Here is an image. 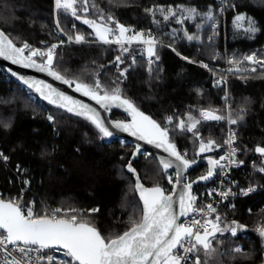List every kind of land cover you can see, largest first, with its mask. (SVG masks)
<instances>
[{"label": "trees", "instance_id": "obj_1", "mask_svg": "<svg viewBox=\"0 0 264 264\" xmlns=\"http://www.w3.org/2000/svg\"><path fill=\"white\" fill-rule=\"evenodd\" d=\"M54 4V0H0V30L18 47L25 39L38 46L63 41L55 53L56 71L73 85L95 86L98 80L108 91L119 87L123 97L167 128L170 141L185 158L201 159L197 154L201 140L223 146L227 88L215 85L213 73L198 63L221 74L231 55L235 62L245 54L264 59V0H228L224 18L218 14L216 0H89V11L78 12L100 23L104 22L101 15L105 20L111 16L126 27L152 31L161 42L156 47L159 59L152 57V63L145 45L133 44L124 52L119 45L104 44L82 21L63 11H56L55 17ZM77 7L82 9L83 4ZM169 9L176 16L165 20ZM188 9L198 14L189 17ZM209 11L212 20L207 19ZM237 16L245 19L238 22ZM56 19L68 34H82L85 41L65 43L56 32ZM180 19L183 23L177 22ZM250 22L255 31L246 30ZM189 35L198 38L189 41ZM34 59L44 62L43 57ZM241 64L240 71L228 73L229 109L236 120L240 149L233 178L238 187L259 188L264 186V172L260 171L264 156L255 148L264 147V68L253 72L247 61ZM209 109L225 119L203 120L201 110ZM189 114L201 121L198 135L178 127L180 120L187 127ZM113 116L122 113L114 110ZM134 148L128 141L102 138L83 116L50 104L0 67V153L8 158L0 157V198L20 205L33 202L37 214L62 208L68 211L67 216L87 219L103 236L115 237L127 231L142 213L136 181L127 168ZM218 150L216 147L209 158L218 159ZM133 166L146 187L171 191L169 171L163 170L152 153H141ZM207 171L208 165L201 163L190 179ZM212 180L197 186L195 194L200 195ZM219 217L221 228L235 226L233 221L244 227L237 228L235 236L230 231L217 233L212 241L215 252L206 256L203 250L198 251L201 263L264 264V236L258 231L264 227V191L227 201ZM239 245L241 251L236 252Z\"/></svg>", "mask_w": 264, "mask_h": 264}, {"label": "snow or ice", "instance_id": "obj_2", "mask_svg": "<svg viewBox=\"0 0 264 264\" xmlns=\"http://www.w3.org/2000/svg\"><path fill=\"white\" fill-rule=\"evenodd\" d=\"M78 3L83 4L82 9L77 7ZM88 4L89 0H55V7L58 12L63 11L65 14H69L76 20L90 26L100 42L119 45L124 52H127L129 46L133 44L145 45L149 63L153 62L152 57L159 59L156 55V47L159 41L150 33L145 34L126 27L111 16L105 20V17L101 15L99 19L104 22L100 23L97 20L79 15L78 12L80 11L85 14L89 11ZM92 6L96 7V5ZM158 10L164 12V9ZM147 11L154 13L155 10L148 9ZM186 11L189 17L198 14L195 9ZM175 16L176 12L169 9L168 14L164 15L163 18L168 20L169 17ZM207 19H213L211 11L207 13ZM244 19L243 16L236 17L238 22ZM177 22L183 23V20L180 19ZM56 24L58 31L63 32L64 30L60 28L58 19ZM237 26H240L239 23ZM73 27L75 26L73 25ZM246 30L255 31L256 29L250 22V26ZM197 38L191 35L187 36L189 41ZM67 39L69 42L75 41L76 43L85 41L84 35L79 33L74 36L70 35ZM58 47V44H53L46 51H42L32 48L27 42L21 47H17L13 40L0 30V57L10 60L13 64H20L25 68H36L39 71L48 72L54 78L62 80L66 84H71V81L65 79L53 69L55 50ZM25 50H30V55L25 56ZM177 54L179 55V53ZM38 56L43 57L44 62L38 63L34 59ZM183 58L188 59L187 57ZM116 59L120 61L119 56ZM243 59L254 64L264 65V61L257 60L254 55L245 56ZM232 62L230 61V63ZM204 67H207V65H204ZM236 71H240V69L237 68ZM251 71L255 72L256 69L252 68ZM13 74L15 75V73ZM121 74L123 75V73ZM19 78L29 88L35 89L50 104L66 109L68 112H73L77 116H83L90 121L102 134V138L113 136V131L110 130L109 125L96 109L65 95L43 81H30L23 77ZM217 83L219 84L220 81H217ZM76 91L90 97L105 110H110L113 106L124 108L130 114L131 121L128 123L118 121L112 127L129 132L132 136L167 152L173 159H161L159 163L165 172L170 168H175V184L179 185L182 190L179 192L174 190L172 194H166L165 190L159 186L144 187L143 184L139 183L137 177L136 189L139 191L140 200L142 201V213L138 219L132 220L127 231L115 237L103 236L96 226L87 219L79 218L78 215H58L62 211L59 208L52 210L50 214L48 212L37 214L32 207L25 209L15 200L0 198V253H3V264H30L23 258H17L13 253L18 252L22 254V257H29V254L33 251L39 252L44 249L64 250V255L70 257L71 262H74V264H182L188 258L187 254L189 253L203 250L204 254L208 256L215 252L212 241L217 233L223 234L225 231H230L235 236L237 228L244 227L233 221L232 224L235 226L221 228L219 215L214 220L206 218L203 223L193 215L201 213L207 217L210 213L216 212V208L212 204L206 205L207 212L203 208L196 207L197 197L192 194V185L213 177L218 167L224 168L226 165L222 164L221 161L227 160L229 164L235 163L234 160L229 159V157L235 155L236 150L234 148L231 149L228 157L209 158L210 168L207 174L199 177L197 181L185 183L184 173L196 161L186 159V154H181L176 145L170 141L167 128L161 127L150 116L141 112L131 100L123 97L119 87L108 91L103 89L97 80L95 86L77 83ZM101 91H103V94H101ZM200 116L205 121L225 119L224 116L217 115L215 110L210 109L201 110ZM48 119L52 120L53 118L49 116ZM187 119L190 121L187 127L184 120L179 121L178 127L180 130L198 135L197 125L201 121L191 114L188 115ZM168 122H172L171 117H168ZM230 122L235 124L236 120H230ZM234 139L233 134L225 143L231 146ZM214 147H219L215 141L210 140L204 143L201 140L198 151L204 153L213 150ZM255 151L264 156V147H257ZM137 153H139V145H137L136 153L133 155L135 156ZM0 157L4 160L8 159L3 156V153H0ZM127 167L130 172L135 173L131 162ZM260 171L264 172V168H261ZM168 180L169 183H172L173 177L169 175ZM222 195H227V193ZM174 197L177 198L174 199ZM96 211H99V209L90 210V212ZM190 215H193V218L188 223L178 222L180 217ZM258 231L264 236V227L259 228ZM9 245L12 246L11 249L8 247ZM180 250L183 251L184 255L179 254ZM235 251L240 252L241 249L237 248ZM39 259H43V257ZM47 260L49 264H54L53 257L49 256ZM71 262L61 261L60 264H71ZM194 264H201L199 256L195 258Z\"/></svg>", "mask_w": 264, "mask_h": 264}, {"label": "built area", "instance_id": "obj_3", "mask_svg": "<svg viewBox=\"0 0 264 264\" xmlns=\"http://www.w3.org/2000/svg\"><path fill=\"white\" fill-rule=\"evenodd\" d=\"M216 2H217V7H218V14L224 18L225 14H226L227 5H228V0H216ZM129 28H132V27L129 26ZM132 29H134V28H132ZM134 30L144 32L145 34L150 33L153 37H155V35L150 30H142V29H134ZM65 36H66V38L68 37L67 35H65ZM65 41L68 43H73V44H77V45L83 43V42L76 43L75 41L69 42L68 39H65ZM25 42H27L32 48L40 49L42 51H46L53 44H58V45L61 44L59 42H53V43L46 45V46H38V45H35V44L31 43L30 41L25 39V40H23L22 45ZM160 43L161 42H159L158 44H160ZM56 50H55V52H56ZM25 52H28L30 54V50H25ZM245 56H250V55L245 54L243 56V58ZM243 58L239 63L236 64L237 67L241 66V63L244 61ZM230 61H233V62L230 63ZM248 63L250 64L251 68H255V69L264 68V65H262V64H254L252 62H248ZM198 64L201 65L202 67H204V65H207L205 63H198ZM233 66H234V55H231V57L227 58V63L223 67V73H221V74L210 69V67L208 65H207V67H204V68L208 69L211 73H213V75H214L213 82L215 85L224 86L227 88V92L223 96V100L227 103L228 106H229V102H230L229 92H228V88H229L228 73H229V71H231V67H233ZM217 81H220V83L218 84ZM230 120H233V119L230 117V115H228L225 141L229 140V138L233 134H234L235 139H234V142L231 144V146H229L224 141V146L222 147V149L220 151L218 159L222 156L228 157L231 149L234 148L236 150L235 155L229 157V159L234 160L235 163L229 164L227 162V160L221 161V163L225 164L226 166L224 168L218 167L215 171V175H214L212 182L202 191V193L200 195L197 193L195 194V196L197 197V200H196V207L197 208H203L205 212H207L206 205H208V204H212L213 207L216 208V212L210 213L207 217H205L201 213L193 214L195 216V218L200 219L202 223L204 222V220L206 218L214 220L215 217L217 215H219L220 209L222 208V206L227 201H230L231 199H233L239 195L248 196V195H251L255 192L264 191V186L259 187V188L251 187V186H249V187H238L237 181L233 178V172L239 164L238 159H239L240 149H239L238 143H237L236 123L232 124L230 122ZM249 189H252V190L248 191ZM209 193H211V195H209ZM223 193H227V195H222ZM244 193H247V194H244ZM193 215L185 217L181 221V223H188L193 218ZM8 247L10 249L12 248L11 245H9ZM13 254L17 258H23L26 262H30V264H49V261L47 260V257H49V256L53 257L54 264H60L61 261H70L71 262V258L64 255V250H59V249H44V250H40L39 252L33 251L32 253L29 254V257H22V254H20L18 252H14ZM179 254L184 255L182 250H180ZM187 256H188V258L185 261H183L182 264H194L195 258L197 256H199V254H198V252H195V253H189V254H187ZM40 257H43V259H39ZM199 258L201 261L200 256H199ZM9 259H11V258H9ZM0 264H3V253H0ZM71 264H74V262H71Z\"/></svg>", "mask_w": 264, "mask_h": 264}, {"label": "water", "instance_id": "obj_4", "mask_svg": "<svg viewBox=\"0 0 264 264\" xmlns=\"http://www.w3.org/2000/svg\"><path fill=\"white\" fill-rule=\"evenodd\" d=\"M18 47V46H17ZM25 56H28L26 53H24ZM38 63H42L40 61L37 60ZM0 67H4L6 69V71L8 73H10L11 75H13L14 77H16L17 79H19L22 83L23 81L19 78V77H23L24 79L27 80H39V81H43L45 84H50L54 89L63 92L65 95L71 96L73 97L75 100L81 101L84 104H87L89 106H91L92 108L96 109V111H98L101 115V117L106 121V123L109 125L110 130L113 131V136L110 137L112 139H127L129 142L133 143L135 145L133 154L136 153V149H137V145H139V153H137L135 156L132 154V157L130 159L129 162H131L132 168L135 169V173H133L136 184H137V177L139 179V183L143 184L144 187L145 184L141 181L140 179V175L139 172L136 170V168L133 166V162L135 159H137L141 153L148 151L150 153H152L153 155L156 156V158L158 159V161H160L161 159H173L172 157L169 156V154L167 152H165L162 148H157L155 145L153 144H148L146 141L140 140L138 139V137L132 136L129 132H124L122 130L119 129H115L112 127V125L115 124V122H118V120H113L111 119V110H118L120 112H123L125 114L128 115L129 119L127 121H124V123H128L131 121V116L128 112L125 111L124 108H118V107H111L110 110H105L104 108H102L99 104L96 103V101L92 100L90 97L88 96H84L81 92H77L76 91V85L71 84H66L64 83L62 80H58L56 78H54L52 75H50L48 72H42L39 71L36 68H25L20 64H13L10 60L4 59L3 57H0ZM54 69V68H53ZM55 70V69H54ZM56 71V70H55ZM58 72V71H56ZM15 73V75L13 74ZM59 73V72H58ZM61 76H63L61 73H59ZM64 77V76H63ZM65 78V77H64ZM66 79V78H65ZM24 84V83H23ZM25 85V84H24ZM26 87H28L27 85H25ZM29 88V87H28ZM31 89L35 94H37L39 97H41L43 99V97L37 93L35 91V89L33 88H29ZM45 100V99H44ZM153 119V118H152ZM154 120V119H153ZM123 122V121H121ZM157 122V121H156ZM158 123V122H157ZM159 124V123H158ZM162 127V126H161ZM257 147H263V146H257ZM256 147V148H257ZM255 148V149H256ZM256 152V151H255ZM257 153V152H256ZM259 155H261L260 153H257ZM187 159V158H186ZM209 157L207 158H201L196 160V163H194L191 167H189L185 173H184V177H186L198 164L201 163H206L208 165V170L210 168V164H209ZM128 162V164H129ZM161 165V164H160ZM162 166V165H161ZM128 168V167H127ZM163 168V167H162ZM167 171H173L175 173V168H170ZM216 171V170H215ZM208 172V171H207ZM201 174L196 176L195 178H193L190 181H186L184 180L185 183L188 182H192V181H197L199 177L204 176L207 174ZM214 178L211 177L208 180H203V181H199L197 183H194L192 185V194L195 196V189L197 186L202 185V184H208L212 179ZM149 188V187H146ZM179 192L182 189L180 188L179 185L175 184V179L172 183V189L170 192H165L166 194H172L173 191ZM177 197H174V199H176ZM185 217H180L179 221L181 223V221L184 219Z\"/></svg>", "mask_w": 264, "mask_h": 264}, {"label": "rangeland", "instance_id": "obj_5", "mask_svg": "<svg viewBox=\"0 0 264 264\" xmlns=\"http://www.w3.org/2000/svg\"><path fill=\"white\" fill-rule=\"evenodd\" d=\"M54 2H55V0H54ZM55 5V4H54ZM56 11H57V9H56V7H55V17H56ZM56 21H57V19H56ZM55 28H56V32H57V34L60 36V37H62L63 38V40L65 41V39H67L66 38V36L65 35H67V36H70L71 34H68L62 27H61V25H60V28H62L64 31L63 32H60V31H58V29H57V24H56V26H55ZM75 28V27H74ZM71 36H74V35H71ZM59 43H61V41L59 40L58 41ZM64 43V42H63ZM65 43H68V42H65ZM62 44V43H61ZM73 44V43H72ZM60 45V44H59ZM57 51V50H56ZM56 53V52H55ZM252 55H254V54H252ZM255 57H256V59L257 60H260V61H264V59H260V58H258L256 55H254ZM231 57V56H230ZM237 63H239V62H235L234 61V66L233 67H231V69H237V68H241L242 67V64H241V66L240 67H237L236 66V64ZM243 63V62H242ZM249 67H250V65H249ZM250 69H252L251 67H250ZM227 104V103H226ZM229 105H230V102H229ZM228 115H230V109H229V106L227 105V114H226V118H228ZM230 117H231V115H230ZM232 118V117H231ZM233 119V118H232ZM234 120V119H233ZM121 141H128L127 139H124V138H121L120 139ZM129 142V141H128ZM204 143H207V142H204ZM223 146H224V144H223ZM223 146H220V147H217V149H219L218 151L220 152L221 151V149H222V147ZM215 148L216 147H214L213 148V150H211V151H208V152H204V153H199V151L197 152V154H198V158H207V157H210L211 155H212V153H213V151L215 150ZM199 149V148H198ZM145 152H147V153H150V152H148V151H145ZM169 173V175H171L172 177H175V173L173 172V171H169L168 172ZM187 179H189L188 177H185V180L187 181ZM240 187H242V186H240ZM196 190V189H195ZM21 207L22 208H28V207H32L33 208V211L35 212V210H34V205H33V202L30 204V205H21ZM58 207H55L54 209H57ZM53 209V210H54ZM59 209H61L62 211H61V213H59L58 215H60V214H63V216L64 215H68L67 213H68V211H64L62 208H59ZM51 212H52V210H51ZM237 248H241V245H239V246H236L235 247V249H237Z\"/></svg>", "mask_w": 264, "mask_h": 264}, {"label": "flooded vegetation", "instance_id": "obj_6", "mask_svg": "<svg viewBox=\"0 0 264 264\" xmlns=\"http://www.w3.org/2000/svg\"><path fill=\"white\" fill-rule=\"evenodd\" d=\"M113 111L114 110H111V119H113V120H118V121H127L128 119H129V117H128V115L127 114H125V113H123V112H121L122 113V116H120V117H114L113 116ZM199 167V164L186 176V177H188L189 179H187V181H190V180H192V179H190V174L193 172V171H195L197 168Z\"/></svg>", "mask_w": 264, "mask_h": 264}]
</instances>
